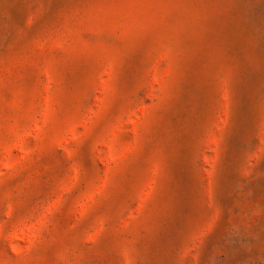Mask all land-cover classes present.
<instances>
[{"label":"rangeland","instance_id":"1","mask_svg":"<svg viewBox=\"0 0 264 264\" xmlns=\"http://www.w3.org/2000/svg\"><path fill=\"white\" fill-rule=\"evenodd\" d=\"M0 264H264V0H0Z\"/></svg>","mask_w":264,"mask_h":264}]
</instances>
